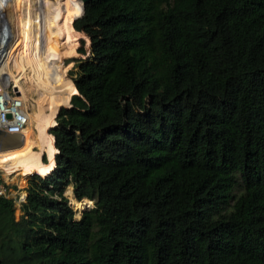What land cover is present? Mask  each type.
<instances>
[{
    "label": "trees",
    "instance_id": "trees-1",
    "mask_svg": "<svg viewBox=\"0 0 264 264\" xmlns=\"http://www.w3.org/2000/svg\"><path fill=\"white\" fill-rule=\"evenodd\" d=\"M55 3L52 40L32 24L1 70L59 99L18 219L0 195V264H264V0ZM68 185L93 202L79 218Z\"/></svg>",
    "mask_w": 264,
    "mask_h": 264
},
{
    "label": "rangeland",
    "instance_id": "rangeland-1",
    "mask_svg": "<svg viewBox=\"0 0 264 264\" xmlns=\"http://www.w3.org/2000/svg\"><path fill=\"white\" fill-rule=\"evenodd\" d=\"M48 1L49 0H46L45 3H44V5H43V14H42V6L40 4V0H38V2L36 4V7L33 8L31 10V12H29L28 15L25 17L24 24H25L26 27L24 29H22V33H20V41H18V42L15 43V45L13 47V51L14 52L3 59V63H2L3 66H5V64H7V63H12L13 64V62H14V60H13L14 55H16L20 60L23 59V56H24L23 53L24 52L21 50L20 47H17V44L19 42L23 43L22 42L23 35H24L25 31L28 28L32 27V24H34V23L38 24L39 37H42V34L41 33L44 32L49 37L50 41L52 40V37L49 34V28L51 26V19L48 17L50 19V25L47 28H44L40 24L41 23V15L43 17H47L46 16L45 7H46ZM77 1L82 2L83 0H73V4L76 3ZM71 3H72V0H70V4ZM55 4L56 5L50 11L53 10V13H55L56 15H61V16H63V15H65V14L68 13V8L69 7L67 8V10L64 13H60L57 10L58 0H56V3ZM73 4H71V5H73ZM9 32H11L12 35L15 34V30H13V32H12V31L8 30V28H7V33H9ZM11 33H9V34H11ZM85 41H86L85 49L87 50L86 54H81L80 53L76 57L63 58L64 65H65V67L67 69L66 76H67V81L68 82L71 79L73 81L75 79L76 69H77L76 68L77 60L78 59H84V58H86L89 55L90 45H89L87 39ZM23 45L29 51V53H28V55H29L31 53L30 52V49L25 45V43H23ZM82 48H83V46H82ZM46 52H47V47L43 51L42 56H41L43 65H42L40 71H42L43 68H45L49 73H51L48 70L47 64H46V58H47ZM65 61H66V63H65ZM18 65H20V64H17L13 68V70H11V71H12L13 74H16L18 76H22L26 72V70H24L21 74H19L18 72H16V70H14V69H16V67ZM9 73H10V70L9 69L6 70L5 74L8 75ZM52 75H55V74H52ZM33 76H34V73L27 71V73L24 75V79H23L24 86L29 87L28 85H30L31 78ZM8 78H10L13 82H15L14 77H9L8 76ZM74 94H72V96ZM58 97H59V93L57 94L55 92V94H54L55 101L58 100ZM30 105L31 104L28 103V105H26V106L28 107V110L32 113L33 117L35 118V116H36L35 109L34 110H31V106ZM63 107H66V106H62L61 108H63ZM52 108L53 107L47 109L46 111L43 112L42 115H39L38 118H37L38 119L37 121L35 119L37 127H36V130H35V139L34 140L28 141L26 139V135L23 133V134L19 135V136H22L23 137L22 138V141L20 142V144H18L17 146H13V147H10V148H7V149H1L0 150L1 151V153H0V195H4L5 197H11L12 199H14V204H15V207H16L15 208V218L16 219H18L20 217V215H21V211H20V208H19V203H20L19 200H21V202H22V200L25 199V197H26V187L28 186V184L30 182V179L34 175H36V174L38 175V173H39L38 169H39V166H41V163L37 167L34 166L35 163H39L40 162V160H38V157L40 156V159H41L42 156L45 155L43 157V161H46V160L48 161L47 154L50 153V150L46 146L45 139L42 138L40 140L38 134H39V131L43 128L42 127V123L46 121V116L49 114V112H51ZM56 122H57V120H56ZM56 126H54V127H56ZM54 127H51L50 128V133H51V130L54 129ZM15 143H18V140H16ZM28 144H30V147L28 146ZM26 155L29 156V157H31V158H33V171L30 172L29 174L22 175V169L21 168H14L15 164L14 163L9 164L7 162V160H8V158L13 157L14 158L13 160H15V162H17L19 158H21L23 156H26ZM34 161H36V162H34ZM8 172H9V174H8ZM41 178H44V176H42ZM69 187L72 188L71 185L66 186V188H65V190L63 192V195L68 199V204H70V206L76 211L75 217L76 218H79V216H81V213L84 210L89 209V208H91L93 206V202L91 201L90 203H88L87 201L83 200L84 199L83 198L81 200L82 203H83V208H77V207H75L74 204H72V202L70 200V196L67 194V190H68ZM72 190H73V188H72ZM72 194H73V192H72Z\"/></svg>",
    "mask_w": 264,
    "mask_h": 264
},
{
    "label": "bare ground",
    "instance_id": "bare-ground-1",
    "mask_svg": "<svg viewBox=\"0 0 264 264\" xmlns=\"http://www.w3.org/2000/svg\"><path fill=\"white\" fill-rule=\"evenodd\" d=\"M37 2H38V0H0V9L3 10L6 7V14H7V19H8L6 27L11 26V28L13 27L15 29L14 35H12L11 32H9L11 34L6 32L8 34L6 44L5 45L2 44L0 47V79L2 78L1 80H3L4 84H7V81H10L11 79L8 77H5L4 79H7V81H6L3 79L2 75H1V70L4 67L2 65L3 59L14 52L13 47H14L16 42L20 41V33H22V29H24L21 26V22L22 23L25 22V17L28 15L29 12H31V10L33 8L36 7ZM2 3H5V6L2 5ZM80 3H84V0L82 2L77 1L76 4H73V5H77ZM9 29L10 28H8V30ZM6 31H7V28H6ZM11 31L13 32V30H11ZM23 55H24V53H23ZM62 85H63V81L61 79V88H62ZM28 86L29 87L25 90L23 97H22V93H21L19 87H17L21 97L25 101V105H28V103L31 104L30 105L31 110H34L39 105L44 106V105L51 104V106H53L52 110L55 109V107L58 103V100L55 102V99H54L53 94H54V89H55L56 84L53 80H50L44 73H40L37 76H33L31 78L30 85H28ZM71 89H73L72 85L68 89L67 93H69V90H71ZM27 109H28V107H27ZM35 119L36 118H34L32 113L28 110V125L22 129V131H21L22 133L20 132V134H15L12 137V142L15 143V141L18 140L17 138L21 137L19 135H21L23 133L26 135V139L28 141L34 140L35 139V130L37 127ZM49 132H50V130H49ZM28 146L30 147V144H28ZM13 159H14L13 157H10V158H8L7 162L9 164L14 163L15 164L14 168H21L22 169V175L29 174L30 172L33 171V158L26 155V156L19 158L17 162H15V160H13ZM34 162H36V161H34ZM53 162H54V166H53V169H54V167H55V160L54 159H53ZM38 165H40V162L35 163L34 166L37 167ZM39 170H42L43 172H45V169L42 167V165L39 166L38 171ZM8 174H9V172H8ZM67 194L70 196V200H71L72 204H74L75 207L83 208L82 201H78L73 196L71 187L68 188ZM83 200L87 201L88 203L91 202V200H89L87 198H84Z\"/></svg>",
    "mask_w": 264,
    "mask_h": 264
},
{
    "label": "built area",
    "instance_id": "built-area-1",
    "mask_svg": "<svg viewBox=\"0 0 264 264\" xmlns=\"http://www.w3.org/2000/svg\"><path fill=\"white\" fill-rule=\"evenodd\" d=\"M2 79V78H1ZM0 79V130L20 134L28 125V109L18 88L12 80L3 83ZM9 114V116H7ZM22 133V132H21ZM21 203V200H19ZM24 201V199L22 200ZM19 203V205H20Z\"/></svg>",
    "mask_w": 264,
    "mask_h": 264
},
{
    "label": "water",
    "instance_id": "water-1",
    "mask_svg": "<svg viewBox=\"0 0 264 264\" xmlns=\"http://www.w3.org/2000/svg\"><path fill=\"white\" fill-rule=\"evenodd\" d=\"M88 1L89 0H84V3H87ZM2 5L5 6V3H2ZM7 22H8V19H7V14H6V7H5L3 10L0 9V47L3 44V42L5 44L6 43V40H7V35H8L6 33L7 32L6 31V28H8V27H6L7 26ZM73 83H74V81H73ZM74 85H75V83H74ZM69 102H70L69 107H71L72 106L71 105V99L69 100ZM69 107H65V108H69ZM60 109H61V107L59 108L58 112L60 111ZM58 112H57V114H58ZM7 116H9V114H7ZM14 135L15 134L6 133L5 131L0 130V150L1 149H7V148H10V147H13V146H17L18 144H20V142H18V143L12 142V137ZM58 152H59V150H58Z\"/></svg>",
    "mask_w": 264,
    "mask_h": 264
},
{
    "label": "flooded vegetation",
    "instance_id": "flooded-vegetation-1",
    "mask_svg": "<svg viewBox=\"0 0 264 264\" xmlns=\"http://www.w3.org/2000/svg\"><path fill=\"white\" fill-rule=\"evenodd\" d=\"M21 26H22V28H25V27H26L25 24L22 23V22H21ZM8 28H10V29H9L10 31H11V30H15L13 27L11 28V26H8ZM65 63H66V61H65Z\"/></svg>",
    "mask_w": 264,
    "mask_h": 264
},
{
    "label": "crops",
    "instance_id": "crops-1",
    "mask_svg": "<svg viewBox=\"0 0 264 264\" xmlns=\"http://www.w3.org/2000/svg\"><path fill=\"white\" fill-rule=\"evenodd\" d=\"M37 121V120H36Z\"/></svg>",
    "mask_w": 264,
    "mask_h": 264
}]
</instances>
